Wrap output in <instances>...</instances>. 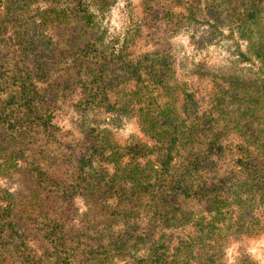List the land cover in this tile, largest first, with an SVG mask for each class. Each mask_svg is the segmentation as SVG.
<instances>
[{"label":"trees","instance_id":"obj_1","mask_svg":"<svg viewBox=\"0 0 264 264\" xmlns=\"http://www.w3.org/2000/svg\"><path fill=\"white\" fill-rule=\"evenodd\" d=\"M109 4L0 0V177L23 175L19 191L0 185V264H224L228 238L264 234V0H141L145 22L165 19V36L203 20L205 34L189 35L197 49L218 45L255 67L224 76L204 107L169 84L168 47L133 56L108 32ZM37 80L56 95L78 85L74 108L89 116L78 141H58ZM124 81L167 91L164 102L129 91L151 144L121 147L100 126L96 110H116L107 90ZM188 226L169 247L167 230ZM233 264L255 263L242 246Z\"/></svg>","mask_w":264,"mask_h":264},{"label":"rangeland","instance_id":"obj_2","mask_svg":"<svg viewBox=\"0 0 264 264\" xmlns=\"http://www.w3.org/2000/svg\"><path fill=\"white\" fill-rule=\"evenodd\" d=\"M111 1L112 4H109L108 12L103 16V24L107 27L108 32L120 43L124 41L128 43V51L133 56L144 52H152L156 48L163 50L168 47L166 53L172 56L173 59L171 64L173 79L169 81V84L171 85L175 82L176 85L180 86V89L191 92L194 98L199 101L201 107L210 103L211 94L216 91V84H224L222 78L232 73L234 69L240 72L241 77L254 76L255 67L253 65L235 63L231 52L218 45H211L202 49H197L194 46L189 35L192 32H195L196 36L205 34L206 25L203 24V20L195 21L193 24L183 22L182 28L178 29L175 34L165 36V19H158L153 23L145 22L141 0ZM186 1L191 2V0ZM200 4L202 6V2ZM172 10L176 13L179 11L185 13L183 8L172 7ZM55 32L56 30H54ZM120 43L117 44L118 47H120ZM165 43L169 44L170 47ZM241 50H243L242 47ZM123 83L119 82L112 90H107L108 102L112 103L116 110L111 113H104L102 109L96 110V113L101 117L100 126L106 127L111 134L112 142L121 147H129L140 142L151 144L153 142L141 130L140 120L137 116L136 109L141 106V102H137L136 98H134V93L130 95L129 91L130 89L133 92L143 91L145 95L141 99L142 102L154 97L158 102H164L168 98L167 91H164L160 85H149L148 89L145 90L140 86L134 88L133 82H125V86ZM41 84L50 92L45 102L50 105L48 108L51 113L53 112L52 123L55 127L54 134L56 138L64 143H68L69 139L70 141H78L82 135L81 130L86 128L85 125L89 117L74 108V105L81 98L78 85L73 87L71 82V87L56 95L52 91L57 85L48 86L45 82L37 80V85L42 86ZM123 86L128 87L126 91L123 90ZM120 90L124 91L128 97H122L119 93ZM178 93L180 96L182 95L181 91ZM129 99L132 101H129ZM227 142L234 145L237 144L238 140L230 136ZM234 150L236 149L234 148ZM234 150L232 149V151ZM25 152L27 153L25 155L29 156V151L26 150ZM229 155L225 156L221 163L224 160H228ZM126 160L124 158V161ZM32 162H37V155L34 156ZM17 164L19 165L18 167H33L30 162L24 163L21 159L17 161ZM104 166L109 172L113 171L111 165L104 164ZM225 169L226 165L219 168L220 171ZM8 173L6 176L0 177V185L13 192L19 191L22 188L21 179L23 175L21 173H11V170ZM179 203L184 208L195 209L197 206V200L192 197L181 196ZM76 205L80 206V208L83 207V203L78 198ZM167 233L171 237L169 247H172L176 242L177 235L180 238H187L193 231L188 226L183 229H175L174 231L167 230ZM242 246L255 264H264V234L254 237L242 236L238 240L228 238L227 244L224 245V264H233L234 257ZM111 264H124V262L113 259Z\"/></svg>","mask_w":264,"mask_h":264}]
</instances>
